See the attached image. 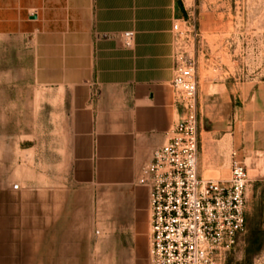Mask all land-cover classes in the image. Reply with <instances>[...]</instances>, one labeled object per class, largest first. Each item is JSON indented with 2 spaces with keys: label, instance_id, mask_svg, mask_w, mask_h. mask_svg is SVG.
<instances>
[{
  "label": "crops",
  "instance_id": "crops-1",
  "mask_svg": "<svg viewBox=\"0 0 264 264\" xmlns=\"http://www.w3.org/2000/svg\"><path fill=\"white\" fill-rule=\"evenodd\" d=\"M184 21L177 0H0V150L52 120L71 169L65 190L0 191V264H150L148 190L136 179L183 114L177 55L196 58L173 31ZM196 75L198 175L226 181L233 154L264 157V73L209 79L197 61Z\"/></svg>",
  "mask_w": 264,
  "mask_h": 264
},
{
  "label": "built area",
  "instance_id": "built-area-1",
  "mask_svg": "<svg viewBox=\"0 0 264 264\" xmlns=\"http://www.w3.org/2000/svg\"><path fill=\"white\" fill-rule=\"evenodd\" d=\"M173 25L177 37L195 44L194 23ZM132 33H124L129 45ZM197 60L178 54L171 87L182 117L141 166L136 183L147 188L150 264H224L245 233L247 188L244 161L232 155L226 181L198 175L199 107Z\"/></svg>",
  "mask_w": 264,
  "mask_h": 264
},
{
  "label": "rangeland",
  "instance_id": "rangeland-1",
  "mask_svg": "<svg viewBox=\"0 0 264 264\" xmlns=\"http://www.w3.org/2000/svg\"><path fill=\"white\" fill-rule=\"evenodd\" d=\"M178 1L184 20L194 23L199 34L194 49L201 77L246 79L260 70L264 73V0ZM41 126L40 137L24 136L23 142L22 137H8V150H0V191L13 184L27 188L46 187L48 183L65 190L71 169L63 160V137L53 134L54 121L46 120ZM245 164L249 178L248 221L226 264H264L263 210L252 206L255 198L257 205L264 201V157ZM34 176L40 179L36 183L32 182ZM259 178L262 180L253 183ZM255 234L258 243L247 250Z\"/></svg>",
  "mask_w": 264,
  "mask_h": 264
},
{
  "label": "trees",
  "instance_id": "trees-1",
  "mask_svg": "<svg viewBox=\"0 0 264 264\" xmlns=\"http://www.w3.org/2000/svg\"><path fill=\"white\" fill-rule=\"evenodd\" d=\"M177 5H178V7H180V2H179L178 0H177ZM258 238H259V237H258L256 234H255V236L253 235V239L251 240V242H250V246H249V248H248L247 250H251L252 247H253L255 244L258 243ZM250 248H251V249H250ZM232 250H233V249H232ZM232 250H231V251H232ZM231 251L227 253L224 264H226V261H227L228 255L231 253Z\"/></svg>",
  "mask_w": 264,
  "mask_h": 264
}]
</instances>
